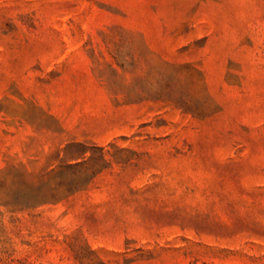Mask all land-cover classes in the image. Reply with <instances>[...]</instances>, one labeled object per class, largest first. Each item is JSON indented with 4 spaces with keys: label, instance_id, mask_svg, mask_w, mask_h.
<instances>
[{
    "label": "rangeland",
    "instance_id": "rangeland-1",
    "mask_svg": "<svg viewBox=\"0 0 264 264\" xmlns=\"http://www.w3.org/2000/svg\"><path fill=\"white\" fill-rule=\"evenodd\" d=\"M0 264H264V0H0Z\"/></svg>",
    "mask_w": 264,
    "mask_h": 264
}]
</instances>
